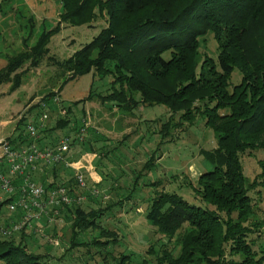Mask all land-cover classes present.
Segmentation results:
<instances>
[{
  "label": "trees",
  "instance_id": "16d2710c",
  "mask_svg": "<svg viewBox=\"0 0 264 264\" xmlns=\"http://www.w3.org/2000/svg\"><path fill=\"white\" fill-rule=\"evenodd\" d=\"M60 2L59 19L53 26L42 29L32 44L25 38V48L19 52L3 54L7 61L0 67V84L9 82V91L21 84L27 67L39 65L62 22L90 23L104 11L107 23L68 57L54 60L63 72L68 71L61 88L69 79L88 72L92 82L86 95L63 104L64 116L40 129L38 143L53 144L42 140L53 130L60 128L68 134L69 128L78 129L76 117L81 116L76 105L93 98L128 112L140 103L167 106L171 114L160 123L156 148L173 139L174 128L183 122L193 124L199 116L216 135L215 146L199 149L205 168L196 178L195 190L204 204L191 202L176 190L156 189L149 197L145 217L167 241L157 247L151 242L145 249L147 255L140 258L132 249L109 255L107 246L115 243L118 235L100 221L113 205H122L123 198H129L137 188L142 173L155 166L154 149L124 197L102 207L87 209L72 204L64 208L72 218L71 237L59 255L53 257L48 251L30 248L24 228L18 239L16 235L0 237V264H63L66 252L79 245L94 247L102 255L103 264H264V247L255 249L253 238L248 237L253 231L264 234V217L254 215L249 194L257 185L264 186V156L258 160L261 171L251 180L241 160L247 150L264 151V0ZM207 32L217 42L216 56L201 49L200 36ZM24 64L27 66L23 68ZM235 68L241 76L232 82ZM96 79L103 80L105 87L96 88ZM55 92L47 91L42 100L50 106ZM36 105L42 108L39 102ZM23 117L8 135L14 144L28 139ZM76 145L78 151L84 148L80 141ZM73 148L74 156L78 151ZM67 168L63 163L47 165L33 171V176L46 188L58 182L75 185L73 175L64 177ZM89 228L97 229V234L90 240H79L78 235ZM172 237L176 252L175 247L168 246Z\"/></svg>",
  "mask_w": 264,
  "mask_h": 264
},
{
  "label": "rangeland",
  "instance_id": "374dc122",
  "mask_svg": "<svg viewBox=\"0 0 264 264\" xmlns=\"http://www.w3.org/2000/svg\"><path fill=\"white\" fill-rule=\"evenodd\" d=\"M60 11V0H0V67L7 61L6 55L3 54L13 55L25 48V38L32 44L42 29L56 23ZM106 23L107 15L104 11L96 14L95 19L90 23L73 25L62 22L61 29L51 36L47 44L48 53L44 55L39 65L27 67L22 75L21 84L11 91H9V82L0 84V137L15 131L21 116H24L26 121H38L44 109H40L36 103L47 91H57L61 97V105L69 104L87 94L92 82L91 72L69 79L61 88L60 85L68 71L63 72L54 60L68 57L84 42L90 40ZM200 41L203 51L216 56L217 42L211 32L200 36ZM25 66L27 64H24L23 68ZM240 76L238 69L235 68L230 76L231 81L237 82ZM95 87L102 89L105 87L104 81L96 79ZM60 104L54 106L51 104L47 107L48 116L44 126L53 125L58 116L66 114L60 112ZM83 107L84 111L81 112ZM76 109L81 116L76 117L79 125H82L85 119L89 124L83 140L80 141L84 148L78 151L76 148L78 141L73 143L74 152L78 151L75 157H79L84 150L96 151L99 155L90 170L93 175L99 176L98 181L93 180L89 176L90 173L81 167L83 173L87 175L89 185L99 189V194L96 196L87 194L80 203L83 207L87 209L102 207L112 200L124 197L133 185L137 171L156 149L155 166L142 173L133 194L129 198H123L122 205H113L100 221L118 235L116 242L107 246L109 255H116L129 249L136 251L137 258L147 255L145 249L151 242H155L157 247L160 242L167 241V237L156 231L145 217L149 197L154 195L156 189L164 188L176 190L191 202L204 204L195 190L196 178L205 168L199 149L215 146L216 135L213 129L204 123V119L197 116L193 124L183 122L182 128H172L173 139L164 141L159 148H156L160 139L158 132L160 123L171 114L164 104L140 103L128 112L116 106H105L99 99L93 98L86 100L85 103H78ZM177 116L176 114L175 118ZM72 118L74 121V117ZM72 125L75 126L76 123ZM96 126L100 127L97 134ZM76 131L78 132V129L69 128L67 133L73 137ZM64 133L60 128L50 132L57 137ZM105 149L108 151L103 154ZM71 152L69 158L73 157L72 160H76ZM263 154L262 149H254L250 152L247 150L241 154L244 173L250 180L261 171L258 160L264 156ZM70 168L72 171L67 170L69 173L66 171L67 177L73 175L74 167ZM153 180L159 182L142 184ZM249 194L252 198L254 215L259 218L264 217V186L257 185L249 190ZM7 213L9 209L6 203L1 204L0 214ZM69 215L66 211H62L51 220L44 218L45 232L58 239L56 244L50 243L53 256L59 255L69 245L72 219ZM97 232V229L89 228L87 231H82L78 238L83 241L90 240ZM248 237L253 238L255 249L264 247L262 242L264 234L261 231H253ZM16 238H19V234ZM168 243V246L175 247L173 237ZM176 250L177 247L174 248L175 252ZM61 261L63 264H103L102 255L94 247L88 249L85 245L67 251Z\"/></svg>",
  "mask_w": 264,
  "mask_h": 264
},
{
  "label": "built area",
  "instance_id": "2783aa9c",
  "mask_svg": "<svg viewBox=\"0 0 264 264\" xmlns=\"http://www.w3.org/2000/svg\"><path fill=\"white\" fill-rule=\"evenodd\" d=\"M60 101L61 97L56 91L50 102L60 104ZM39 103L44 109L39 120L24 122V134L29 140L14 144L8 135L0 137V202L7 199L4 203L9 209L8 220L0 223V237L15 236L27 228L56 244L58 239L45 232L41 218L45 216L51 220L67 205L80 204L88 193L98 195L99 189L89 185L87 175L81 170L82 166L78 164L77 159L69 158L73 143L83 140L89 121L83 120L84 123L79 126L73 137L63 134L55 138L53 144L41 146L37 138L40 137V129L44 127L48 116L46 109L49 102L40 98ZM60 112L65 113L63 105ZM56 163L74 167L75 185L58 182L46 188L42 182L34 179L33 171ZM12 214L14 215L10 219Z\"/></svg>",
  "mask_w": 264,
  "mask_h": 264
},
{
  "label": "crops",
  "instance_id": "0c3cea01",
  "mask_svg": "<svg viewBox=\"0 0 264 264\" xmlns=\"http://www.w3.org/2000/svg\"><path fill=\"white\" fill-rule=\"evenodd\" d=\"M105 106H108L106 103H104ZM91 125V124H90ZM97 129V132L100 131V127L99 126H96L95 127ZM57 136L54 134H50L48 132V135L47 137H44L42 140L45 142L46 140H50V141H54V139L56 138ZM76 155V154H75ZM74 155V156H75ZM78 157V156H77ZM75 157L74 159H77V162L79 165H81L83 167V169H85L87 172H89V176L95 180V181H98L100 178L99 176L96 177L95 175H93V173L90 171L91 168L93 167L92 165H94V160L95 158L98 159L99 155L97 154V152H93V151H87V150H84L83 153L80 154V156L77 158ZM67 170L69 172L72 171V169L69 167L67 168ZM67 171V173H69ZM66 172L64 173V177L66 178ZM1 207V205H0ZM63 211V210H62ZM61 211V212H62ZM14 214L10 215V219L13 217ZM44 218L45 216H43L41 218V222L44 223ZM8 220V213L7 214H0V223L1 222H4V221H7ZM55 228V227H53ZM28 232L25 233L24 235L26 236V242L28 243V246L30 248H33L35 250H45V251H48L50 254L52 253L50 248L52 247V243L50 244V242L48 240H46L42 235L38 234L37 232H34L33 230L31 229H27ZM55 257V256H53Z\"/></svg>",
  "mask_w": 264,
  "mask_h": 264
}]
</instances>
